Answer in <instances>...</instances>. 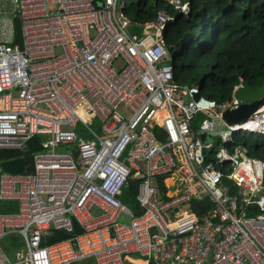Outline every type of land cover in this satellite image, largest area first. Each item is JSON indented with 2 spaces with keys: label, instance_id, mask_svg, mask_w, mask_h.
I'll return each mask as SVG.
<instances>
[{
  "label": "built area",
  "instance_id": "1",
  "mask_svg": "<svg viewBox=\"0 0 264 264\" xmlns=\"http://www.w3.org/2000/svg\"><path fill=\"white\" fill-rule=\"evenodd\" d=\"M7 1L0 150L24 152L36 137L43 150L32 154L33 174H0V202L18 204L0 212V264H264V161L227 148L239 133L264 136V104L230 124L240 83L224 102L180 83L163 11L138 24L120 0ZM164 1L189 13L187 2ZM132 175L138 215L123 203ZM193 200L211 203L204 218ZM54 231L73 236L44 244ZM11 234L25 246L14 261L2 246Z\"/></svg>",
  "mask_w": 264,
  "mask_h": 264
},
{
  "label": "trees",
  "instance_id": "2",
  "mask_svg": "<svg viewBox=\"0 0 264 264\" xmlns=\"http://www.w3.org/2000/svg\"><path fill=\"white\" fill-rule=\"evenodd\" d=\"M230 1L182 0L189 3L187 15L164 0L131 3L126 0L125 3L128 13L133 15L132 21L138 24L155 21L160 11L170 16L172 20L167 24L164 37L173 56L180 60L182 73L179 75L191 84L201 85L211 99L224 102L230 99L241 81L255 89L264 85V0H236L229 6ZM201 9L210 20L206 28H202L197 14ZM13 28L14 43L22 46V29L17 18L13 20ZM186 35H192L193 39L182 44ZM236 144L242 145L251 157L264 161V136L239 133L234 145L228 144L227 148L233 150ZM27 146L33 155L43 150L40 137ZM26 167L23 151L0 150V174H25ZM159 181L165 190L163 178ZM139 183L132 175L123 196V203L133 209L135 215L141 212L135 201ZM17 207L13 201L0 202L1 213L16 212ZM211 207L208 200L191 201L192 211L198 218H204ZM72 236L54 231L44 244L52 245ZM2 245L9 258L15 259L16 246L21 248L23 241L19 235L11 234Z\"/></svg>",
  "mask_w": 264,
  "mask_h": 264
},
{
  "label": "water",
  "instance_id": "3",
  "mask_svg": "<svg viewBox=\"0 0 264 264\" xmlns=\"http://www.w3.org/2000/svg\"><path fill=\"white\" fill-rule=\"evenodd\" d=\"M232 4L233 1H230L229 6ZM197 14L201 17L200 24L202 28H206L210 20L205 16L204 9L198 11ZM192 39V35H186L182 41V44H187ZM198 97L199 96H196V100L198 99ZM235 97L241 102V106L238 110L228 111L225 113L224 118L230 124L239 123L248 119L254 112L259 109L261 105L264 104V85L259 89H255L251 87L246 81H241L239 84V88L235 92ZM204 138L205 136H202V139ZM74 156H77L76 152H74ZM23 157L27 162L25 172L27 174H33L35 172V167L31 151H24ZM74 233H82V229L76 221H74Z\"/></svg>",
  "mask_w": 264,
  "mask_h": 264
},
{
  "label": "rangeland",
  "instance_id": "4",
  "mask_svg": "<svg viewBox=\"0 0 264 264\" xmlns=\"http://www.w3.org/2000/svg\"><path fill=\"white\" fill-rule=\"evenodd\" d=\"M132 1L134 2V0H128L129 3H131ZM125 2H126V0H120L119 5H118V9H119V10H123V11H124V14H125L126 16H128V17L132 20V19H133V15L130 14V13H128L127 9H125V6H124ZM12 19H13V12H12V6L10 5V2L7 1V0H0V32H1V29H2V27H3V25H4V22L9 21V20H12ZM137 30L140 31V29H137ZM0 38H1V37H0ZM54 53H55L56 56H59V55L62 54V49L59 48V47H57V48L54 49ZM177 62H178V64H177L178 71H179L180 73H182V66H181V63H180L179 58L177 59ZM179 82H180V83H183V84H186V85H188V86L191 85V83L187 82V81H186L181 75H179ZM196 86H198V85H196ZM203 96H205L206 98L209 99V94H208V92H207L206 90L203 91ZM118 110H119V112H120V113H121L126 119H129V118H130V113H129V111H128L125 107L121 106ZM87 123H88L91 127H93V129H95L96 131H98V129H97V123H96V124H93V123H92L91 121H89V120H87ZM45 140H48V138H46ZM45 140H43V141H45ZM58 151H62V150L59 149ZM17 206H18V204H17ZM17 208H18V207H17ZM13 211H16V209L13 210ZM93 212H94L95 214H97V213H98V210H94ZM119 221H120L122 224H129L130 221H131V217L128 216V215L122 214V215L120 216V218H119ZM21 239H22V238H21ZM22 241H23V240H22ZM2 243H3V241H2ZM2 246H3V245H2ZM12 246H13V245H12ZM3 248H4V247H3ZM16 248H17V252H18V251H21V250H22V251L25 250L24 243H23V246H22L21 248H20L18 245L16 246ZM10 260H11V261H14L15 259L10 258Z\"/></svg>",
  "mask_w": 264,
  "mask_h": 264
},
{
  "label": "bare ground",
  "instance_id": "5",
  "mask_svg": "<svg viewBox=\"0 0 264 264\" xmlns=\"http://www.w3.org/2000/svg\"><path fill=\"white\" fill-rule=\"evenodd\" d=\"M170 183H171V179H168V180H167V184H170Z\"/></svg>",
  "mask_w": 264,
  "mask_h": 264
},
{
  "label": "crops",
  "instance_id": "6",
  "mask_svg": "<svg viewBox=\"0 0 264 264\" xmlns=\"http://www.w3.org/2000/svg\"><path fill=\"white\" fill-rule=\"evenodd\" d=\"M13 30H14V28H13ZM1 39V38H0Z\"/></svg>",
  "mask_w": 264,
  "mask_h": 264
}]
</instances>
